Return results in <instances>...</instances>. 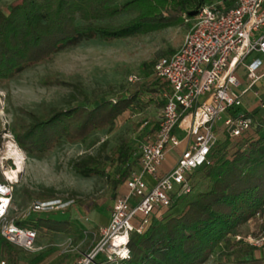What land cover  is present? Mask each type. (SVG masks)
<instances>
[{
    "label": "trees",
    "instance_id": "obj_1",
    "mask_svg": "<svg viewBox=\"0 0 264 264\" xmlns=\"http://www.w3.org/2000/svg\"><path fill=\"white\" fill-rule=\"evenodd\" d=\"M213 1L14 0L6 10H0V80L84 40L98 38L111 43L180 25L184 15L193 17L203 5ZM165 90H169V85L151 73L133 82L127 93L118 94L117 99L91 101L83 91L84 99L78 105L54 109L47 116L36 115L26 132L16 138L27 150H45L62 136L81 141L95 129L111 125L128 110L141 114L149 106L163 108ZM261 110L253 112L254 123L246 135L231 137L226 133L213 147L209 162L188 175V193L178 197L144 233L131 234L132 256L127 264H205L221 245L232 252L223 254L215 264H264V257L244 260L252 246L236 239L258 213L264 217ZM134 151V142L123 139L113 148L112 164L124 166ZM75 170L86 177L105 172L95 156L76 161ZM127 175L128 169L115 183L121 185ZM39 213L15 221L21 226L76 233L70 218L59 221L49 215L40 217ZM27 253L30 251L0 234V254L6 264H23ZM98 264L108 263L101 260Z\"/></svg>",
    "mask_w": 264,
    "mask_h": 264
},
{
    "label": "rangeland",
    "instance_id": "obj_2",
    "mask_svg": "<svg viewBox=\"0 0 264 264\" xmlns=\"http://www.w3.org/2000/svg\"><path fill=\"white\" fill-rule=\"evenodd\" d=\"M13 1L0 0V10H6ZM183 18L180 25L137 38L111 43L98 38L84 40L0 80V182L12 186L6 221L19 220L30 213L35 217L39 213L33 211L35 200H76L69 210L39 213L40 217L49 215L59 221L70 218L76 233L40 234L37 247L41 250L25 254L23 264L78 263L96 242L94 236L105 227L114 200L123 190L124 184L115 183L123 169L112 164L113 148L126 138L144 140L146 134L140 128L147 132L161 116L162 108L149 106L141 114L128 110L111 125L95 129L84 140L72 141L62 136L45 150H33L30 145L31 149L27 150L17 141V134L23 135L36 115L47 116L54 109L75 107L84 99L83 91L91 101L127 93L133 83L131 78L145 79L153 73L159 58L173 54L182 45L190 28L185 15ZM254 57L264 59L262 54L255 53L248 62ZM260 74L255 91L264 98V68ZM237 75L244 80L246 72L241 69ZM252 97L250 93L248 100H244L246 110L251 113L256 111L258 101ZM225 134L220 132L216 144ZM89 156H95L104 165L103 174L86 177L75 170V162ZM168 161L173 163L175 157L169 156ZM9 172L14 173V180L8 179ZM40 194L48 196L40 197ZM242 231L245 242L248 237L264 235V217L251 220ZM230 252L221 245L205 264H212ZM263 253L264 247H254V255ZM1 261L6 262L2 254L0 264Z\"/></svg>",
    "mask_w": 264,
    "mask_h": 264
},
{
    "label": "built area",
    "instance_id": "obj_3",
    "mask_svg": "<svg viewBox=\"0 0 264 264\" xmlns=\"http://www.w3.org/2000/svg\"><path fill=\"white\" fill-rule=\"evenodd\" d=\"M185 19L190 28L183 44L173 54L163 56L154 65L153 75L169 85L163 92L166 104L158 127L151 138L139 143V169H131L125 191L116 196L110 222L99 229L92 247L77 264H127L131 259L129 242L133 232L144 233L158 209H167L180 196L190 191L188 175L209 162L218 140L217 127L223 121L224 132L231 137L246 135L254 120L250 111L239 110L261 78L264 59V0H214ZM246 72L242 89L239 70ZM138 77L131 78L132 82ZM258 107L264 110V98L254 92ZM184 131L180 138L176 130ZM184 140L187 146L176 165L165 175L159 171L170 150ZM146 176L155 178L149 188ZM12 186L0 182V234L9 242L33 252L38 251V227L18 225L6 217L11 204ZM73 199L35 200L33 211H64ZM263 217L260 213L257 217ZM256 248L264 247V235L248 237ZM242 239L241 235L236 237ZM1 264H6L1 261Z\"/></svg>",
    "mask_w": 264,
    "mask_h": 264
},
{
    "label": "crops",
    "instance_id": "obj_4",
    "mask_svg": "<svg viewBox=\"0 0 264 264\" xmlns=\"http://www.w3.org/2000/svg\"><path fill=\"white\" fill-rule=\"evenodd\" d=\"M183 42H184V40H183ZM183 44V43H182ZM179 49V48H178ZM246 76V75H245ZM245 78V77H244ZM242 86H241V88L243 89L245 86H246V78L244 79V80H242ZM257 86V85H256ZM256 86H254L253 87V89L250 91V92H248L247 93V95H246V97L245 98H247L246 100H248V97L250 96V93H252L253 94V100H256L257 99V97L255 96V94H254V92H255V87ZM256 91H258V90H256ZM256 105H257V109H260L259 107H258V101H256ZM242 108V110L240 109L239 110V114H242L241 112H246V111H249V110H246V107H245V104L241 107ZM163 109V108H162ZM162 109H161V111H162ZM256 109V110H257ZM249 115H251L252 116V114L253 113H248ZM161 117V116H160ZM160 117L157 119V122L155 123V124H153V126L151 127V128H149L148 129V131L146 132V131H144V129L143 128H140V131H141V133L143 132V134H146V137H145V140H141V139H136V137L132 140L133 142H134V146H135V148H136V151H134L133 152V154H132V157H131V159L124 165V166H121V168L123 169V172H125V170L126 169H128V175H129V172H130V170L131 169H139L140 168V165H139V151H138V145H139V143H142V142H145V141H147V140H149L150 138H151V136L154 134V132H155V130L151 133H148L150 130H152V128L153 127H155L156 125V127H158V123H159V119H160ZM223 121H221L220 123H219V125H218V127H217V134H218V136H220V132L221 131H223L224 132V127H223V123H222ZM176 133H177V135L180 137V138H183L184 137V131L183 130H181V129H177L176 130ZM144 136V135H143ZM186 146H187V140H184L183 141V143L179 146V147H177V148H175V149H173V151H174V154H172L171 155V152H173L172 150H170L169 151V153L167 154V157H166V160H165V163H164V165L162 166V168L160 169V171H159V176H162V175H165V174H167V173H169L170 171H171V169L176 165V163H177V160H178V158H179V156L181 155V153H182V151L186 148ZM169 156L171 157V158H174L175 157V161H173V163H169V161H168V158H169ZM122 172V173H123ZM128 175H127V177H126V179L128 178ZM126 179H125V181H124V183H122V184H124L123 185V190H122V192H124L125 191V182H126ZM145 179H146V181H147V183H148V186H149V188H151L153 185H154V183H155V178L154 177H152V176H146L145 177ZM67 210H69V209H67ZM112 210V209H111ZM165 211V209H158V210H156V212L154 213V215H153V220H156V219H160V217L162 216V214H163V212ZM56 212H58V211H56ZM29 215V214H28ZM27 216V215H26ZM110 218H111V211H110V214H109V220H108V222L105 224V226H107L108 224H109V222H110ZM71 220V219H70ZM73 224V223H72ZM103 227V226H102ZM40 229V232H39V235H38V238H39V236H40V234H49V235H52V234H67V233H65V232H62V230H60V229H52V230H47V229H44V228H39ZM99 234V231H98V233H97V235ZM68 235H70V234H68ZM97 235L96 236H94V237H97ZM38 240V239H37ZM243 242V244H245V245H247V246H252V245H250L249 243H247V242H245L244 240H242ZM222 246H224V245H222ZM41 250V249H40ZM228 250V249H227ZM232 252V251H231ZM253 252H254V247L252 246V249H251V251H250V254L249 255H247L245 258H244V260H253V259H258V258H263L264 257V253L263 254H260V255H254L253 254ZM220 257H222V255L220 256ZM219 258V257H218ZM218 258L212 263V264H215L216 262H217V260H218Z\"/></svg>",
    "mask_w": 264,
    "mask_h": 264
},
{
    "label": "bare ground",
    "instance_id": "obj_5",
    "mask_svg": "<svg viewBox=\"0 0 264 264\" xmlns=\"http://www.w3.org/2000/svg\"><path fill=\"white\" fill-rule=\"evenodd\" d=\"M8 179L9 180H14L15 179V176H14V173L13 172H9L8 173Z\"/></svg>",
    "mask_w": 264,
    "mask_h": 264
}]
</instances>
